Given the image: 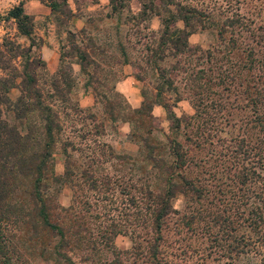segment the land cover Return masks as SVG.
Instances as JSON below:
<instances>
[{
  "label": "rangeland",
  "instance_id": "1",
  "mask_svg": "<svg viewBox=\"0 0 264 264\" xmlns=\"http://www.w3.org/2000/svg\"><path fill=\"white\" fill-rule=\"evenodd\" d=\"M18 1L0 0V15ZM24 1L37 41L34 54L42 57L41 45L51 41L64 55L60 64L71 68L74 59L68 55L74 52V44L66 29L76 28L72 27L73 17L67 18L74 11L75 16L85 19L86 31L93 37L92 41L84 38L88 46L82 50L88 51L87 59L99 63L98 67L89 64L88 74L74 68L70 101L64 106L58 100L55 104L63 125L53 150L54 170L59 177L52 185L58 189V202L69 207L73 217L80 213L77 222L70 223L71 236L81 238L69 250L75 261L147 264L153 259L155 245L160 264H264V203L258 196H264L262 178L242 183L237 173L252 163L258 170L262 167L252 160L257 158L262 130L251 119L253 111L245 105L241 89L247 78H254L264 92V0H173L169 4L166 0H125L126 7L115 12L109 0H68L66 14L57 18L45 3ZM141 2L154 3L158 12L134 16ZM178 5L197 10L190 19L195 30L188 40L200 48L147 62V44L157 47L164 29L183 26L176 11L170 17L163 10L165 6L174 10ZM7 30L13 32L14 27L1 22L0 36ZM19 39L25 44L30 41L22 36ZM119 42L129 59L138 64L135 82L147 103L143 114L131 110L124 92L115 88L123 81L124 88L131 91L134 84L124 79L129 68L122 62ZM250 47L253 54L248 53ZM205 49H211L210 56ZM248 62L255 65L252 73ZM92 68L98 79L88 84ZM39 73V85L45 90L44 82L50 81L52 71L47 68ZM163 77L173 82L163 84L164 90L157 94ZM200 83L209 90H200ZM195 91L202 95H195ZM16 93L15 88L12 95ZM153 98L166 101L169 109L152 104ZM128 112L132 119L127 118ZM170 112L178 116V127H174L177 119L173 120ZM113 113L116 116L111 119ZM142 130L149 141L160 143L153 152L155 161L146 158L142 139L131 136L132 131L140 134ZM166 137L182 143L180 150L185 154L178 166ZM66 168L68 174L64 175ZM171 172L185 178L171 177ZM165 175L168 179L164 181ZM185 179L201 189V194L190 190L192 186ZM171 188L175 190L170 198L173 208L157 229L154 211L147 205L158 201L156 193ZM257 206L263 220L252 222L258 219ZM26 240L35 246L28 255L32 264H47L50 258H45L48 252L42 247L45 243L53 245L58 238L45 232ZM113 260L117 261L111 263Z\"/></svg>",
  "mask_w": 264,
  "mask_h": 264
},
{
  "label": "trees",
  "instance_id": "2",
  "mask_svg": "<svg viewBox=\"0 0 264 264\" xmlns=\"http://www.w3.org/2000/svg\"><path fill=\"white\" fill-rule=\"evenodd\" d=\"M39 1L49 6L55 18L60 13L66 14L68 0ZM90 1L91 3L98 2V0ZM24 2V0H19L6 13L0 15V24L4 21L14 27L13 32L7 30L4 35L0 36V264H32L28 255L33 254L35 246L26 239L45 232L58 238L53 245L45 243L42 247L45 250L43 251L44 253L48 252L45 258H50L47 264H80L69 253V250H72L81 240L79 236L74 238L70 233V223L77 222V218H80V213L78 211L77 217H73L69 212V207L63 206L58 202L56 196L58 189L52 185V181H56L59 177L54 170L53 150L60 138L59 134L63 125L60 112L55 107V104L56 100L61 104L64 103L62 106L70 101V94L74 87V75L71 68L63 67L60 64L57 70L51 74L50 81L44 82L45 90L40 87L39 72L40 70H46V63L40 54H34L32 51L33 46L35 44L37 46V41L33 32L32 19L25 11ZM166 2L169 4L173 0H166ZM108 4L114 12L118 8L126 7L125 0H109ZM163 10L168 12L170 17L176 11L181 16L183 26L172 30L169 28L164 29L158 39L157 47H150L147 44L150 49L147 62H153V57L164 59L171 53L177 54L186 49L200 48L197 45L192 46L188 40L189 34L195 30L194 23L190 19L195 17L197 10L185 5H178L174 10L169 6H165ZM149 12L157 13V6L152 2H141L139 11L133 13V15H145ZM72 16H75L74 11L67 14L68 20ZM60 22L64 23L62 20ZM218 24L216 22V26ZM66 32L72 36L74 44L72 49L75 52L68 56L79 63L81 73L88 74L89 64H94V66L98 67V61L87 59L89 57L88 51L82 50V47L88 46L86 43L87 39L92 41L91 32H87L85 26L80 29L68 27ZM21 36L29 39V43L25 44L24 41H20L19 37ZM85 37L86 40H84ZM119 44L124 56L122 62L130 61L134 65V69L137 68L138 64L134 60L129 59L123 43L119 42ZM101 50L103 51L104 47ZM205 50L207 55L210 56L212 53L211 49ZM248 53L253 54L252 47L248 48ZM63 57V53H60V62L63 61ZM247 64L250 73H252V68L255 66L254 63L248 62ZM200 71L204 72L202 69ZM90 72L86 82L88 84L98 79L94 75V68ZM137 72L136 70V75ZM172 82L169 78H164L159 87L156 88L157 94L164 90L163 84L171 85ZM262 82L264 83V77ZM46 83H48V86ZM86 83L85 86H89ZM168 87L173 88V86ZM15 88L18 93L13 96L12 90ZM199 88L200 90L201 88L209 90V87L203 86L202 83L199 84ZM262 88L254 78H247L245 86L241 89L246 99L245 105L253 111L251 119L254 120V123L257 122L259 129L262 130L261 135L258 137L257 158L252 159L255 160L253 162H259L262 167L261 170H258L255 168L256 165L252 163L247 168L246 166L243 167V169H247L246 171L242 170L237 173L242 177V183H246V181L252 182L256 177L262 178L264 187V92H262ZM117 92L120 93L119 91ZM194 94L202 95L200 91H195ZM145 101L144 97L142 105L131 107V110L136 111L138 114H143L144 106L147 104ZM155 103L162 104L163 107L168 108L166 101L153 98L152 104ZM75 107L77 108L78 104H75ZM115 116L116 114L113 113L111 119H114ZM126 116L130 119L133 118L130 112ZM170 116L173 120L177 119L174 127H178V116H174L171 112ZM123 118L126 119L125 117ZM138 132L132 131L131 136H138L139 139L136 138L137 140L142 139V147L147 150L146 158L155 161L153 152L158 145L160 146V143L149 141L145 130H142L140 134ZM166 139L169 140V151L177 158L175 166H178L179 161H183L181 157L185 154V152L180 150L182 143L174 137H166ZM244 140L245 138H242V141ZM252 148L253 146L250 145L249 149L251 150ZM65 149L66 147H64ZM245 153L247 155V149H245ZM125 155H122V157ZM156 165L158 166V164ZM159 165L162 164L159 163ZM152 169L149 171H152ZM63 174H68L67 168ZM147 174L152 173L147 172ZM175 175L180 176L182 179L185 178L184 175L177 172L170 173L171 177ZM144 177L145 175L142 174L141 178ZM166 179L168 177L165 175L163 180L165 181ZM185 182L189 184L188 179H185ZM191 186L189 187L190 190L198 191L201 194V189ZM173 189H165L163 194L156 193L155 196L158 201L154 205L153 203L147 205V208H151V211H154L153 224L157 229L161 227L163 217L173 208L170 204V198L175 191ZM147 192L152 198V189L148 188ZM262 195L263 193H259L258 196L261 197V201L264 203V196ZM255 211L258 219L252 222L262 221V211L260 212L258 206ZM156 249L158 250V248ZM156 252L154 245L153 259L152 261L148 260L147 264H160L157 254L159 251ZM139 253L140 251H137V254ZM142 253L143 251H141Z\"/></svg>",
  "mask_w": 264,
  "mask_h": 264
},
{
  "label": "crops",
  "instance_id": "3",
  "mask_svg": "<svg viewBox=\"0 0 264 264\" xmlns=\"http://www.w3.org/2000/svg\"><path fill=\"white\" fill-rule=\"evenodd\" d=\"M73 18L71 19L72 22L75 25H72V27H76L77 29H80L84 26L85 24V19H83L82 16H72ZM75 28V29H76ZM57 45H55L54 43H52L51 41H46L41 45V55L42 58L45 60L46 63V69L48 68L50 71L55 72L57 70V68L60 66V49L57 50ZM59 65V66H58ZM76 67H73L75 66ZM125 65L128 66L129 70L126 73V76H124V79H126V81H130L133 82L134 84L132 85V88L130 89L131 91L124 88L123 86V81H119L116 85L115 88L116 90H118L119 92H124L123 94L126 96L129 104L133 107H139L142 105L143 101H144V96L139 93H141L140 91V87L138 85H136L135 81L137 80V76H136V71L134 70V65L129 61L126 62ZM74 68H78L77 70L79 71V73H81L80 70V65L77 61L72 60L71 61V71L75 74V69ZM82 74V73H81ZM125 82V81H124ZM132 84V83H131ZM128 92H130L131 94H128ZM83 104V103H82ZM85 104V103H84ZM157 107V104L156 106Z\"/></svg>",
  "mask_w": 264,
  "mask_h": 264
}]
</instances>
